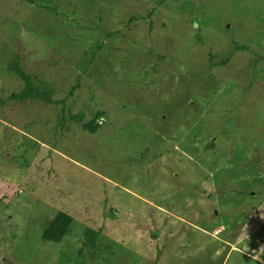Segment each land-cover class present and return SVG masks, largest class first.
<instances>
[{
    "label": "rangeland",
    "instance_id": "374dc122",
    "mask_svg": "<svg viewBox=\"0 0 264 264\" xmlns=\"http://www.w3.org/2000/svg\"><path fill=\"white\" fill-rule=\"evenodd\" d=\"M0 264H264V0H0Z\"/></svg>",
    "mask_w": 264,
    "mask_h": 264
},
{
    "label": "trees",
    "instance_id": "16d2710c",
    "mask_svg": "<svg viewBox=\"0 0 264 264\" xmlns=\"http://www.w3.org/2000/svg\"><path fill=\"white\" fill-rule=\"evenodd\" d=\"M81 119L80 116H77ZM74 223L73 216L60 212L43 230V240L45 241H61L68 234L71 226Z\"/></svg>",
    "mask_w": 264,
    "mask_h": 264
}]
</instances>
